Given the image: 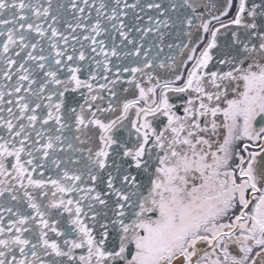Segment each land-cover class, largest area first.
Wrapping results in <instances>:
<instances>
[{"label": "snow or ice", "instance_id": "obj_1", "mask_svg": "<svg viewBox=\"0 0 264 264\" xmlns=\"http://www.w3.org/2000/svg\"><path fill=\"white\" fill-rule=\"evenodd\" d=\"M0 264H264V0H0Z\"/></svg>", "mask_w": 264, "mask_h": 264}]
</instances>
